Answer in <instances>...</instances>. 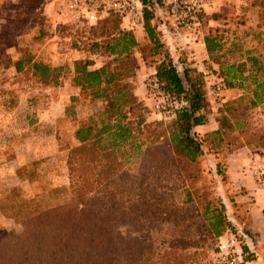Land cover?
<instances>
[{"label": "trees", "instance_id": "1", "mask_svg": "<svg viewBox=\"0 0 264 264\" xmlns=\"http://www.w3.org/2000/svg\"><path fill=\"white\" fill-rule=\"evenodd\" d=\"M142 3L145 36L153 44L152 51L163 54L153 61L144 55L143 60L155 68L167 93L175 101L185 102L178 109L168 136L158 135L148 143V152L153 151L156 148L153 146L160 143L157 138H161L165 143L161 148L165 150L164 156L156 160L155 170H146L140 175L138 198L130 200L129 188L115 187V179L127 174L118 171L122 162H128V147L139 149L135 128L147 135L141 144L149 142L153 131L152 125L137 113L143 107L132 93L131 80L136 74L132 54L139 42L130 31L118 29L120 35L107 45L109 55L113 56L111 61L95 67L90 59H78L70 70L72 87L89 91L90 101L100 106L76 131L79 145L67 154V201L52 207L39 206V211L32 208L34 212L30 209L34 204L30 200L18 205V211L8 214L3 201L13 189L8 191L0 200V211L14 219L24 214V229L21 233L0 230V264H210L205 260L215 241L227 233L239 235L222 198L205 202L192 197L188 181L194 178L193 169L204 154L205 143V137L195 132L207 123L208 101L201 74L187 65L183 67V74L180 73L177 61L154 25L157 7L165 9L175 22L168 6L163 0H142ZM204 16L205 13L200 17V26ZM110 19L123 21L113 14L107 20ZM225 31L209 28L205 37L207 51L230 88H241L245 81H251L255 87L249 105L259 106L264 103V63L252 50H247L240 55V61L227 66L223 58L233 49L227 47ZM15 43L18 59L13 60L0 51V75L13 66L15 75L28 72L43 85L61 84L62 67L35 60L20 49L19 39ZM235 79L242 82L234 84ZM9 100L14 104L15 98ZM243 100L240 98L226 109V116L219 120V129L212 132L219 139L215 174L222 181L225 177L228 179L227 156L252 143V140L242 143L239 135L230 141L222 139V131L232 129L228 118L244 115V108L239 107ZM28 118L30 124L32 121ZM234 124L242 130L240 135L245 134L246 122ZM26 166L17 170L20 182L24 181L21 171ZM29 175L33 177V172ZM58 191L55 188L53 192ZM226 193L229 201L234 202L236 194L232 198V193ZM243 234L252 241L251 233L243 231ZM240 241L243 243L242 237ZM242 247L246 261L256 260L249 243H243Z\"/></svg>", "mask_w": 264, "mask_h": 264}, {"label": "rangeland", "instance_id": "2", "mask_svg": "<svg viewBox=\"0 0 264 264\" xmlns=\"http://www.w3.org/2000/svg\"><path fill=\"white\" fill-rule=\"evenodd\" d=\"M166 15L167 11L165 9L162 11L161 7L156 8L154 25L157 27V31H159L157 22H165L164 16L166 18L168 17ZM171 20L165 23V27L168 29L172 28ZM140 24H143L142 20L132 28L127 22L110 19L102 21L96 26H91L82 20L63 19L56 13L55 6L51 4L50 0L1 1L0 51L12 58H16L17 52L14 45L17 39H19L20 49H23L26 53H30L35 60L45 61L58 68L62 67L59 76V78H62L59 81L62 82L58 87L43 85L36 81L31 73L28 72L14 76L7 71L0 75V90L14 93L15 102H18L20 105V113L16 121L10 119L11 116H7V121L0 124V134L1 136L15 135V141L19 142L16 145L17 151H11L8 156L15 158L20 152V154L25 156L24 160L28 162L26 168L21 171L24 181L16 182L14 177L8 175L4 177L7 180V183L4 184L5 186L16 183L12 187L13 190L11 189V195L3 201L8 214H12L13 211H18V205L30 200L34 203L30 207L33 211L34 209L39 211V206L52 207L67 201V154L71 148L79 145L75 137L76 131L87 123V117L94 114L100 106L98 102L90 101L89 91L82 92L76 87H72L70 70L74 61L78 59H90L94 61L95 67H102L105 63L113 59V56H110L107 51V45H111L113 42L112 39L120 35L118 29L130 31L134 36H137L138 25ZM221 29L226 30L225 37L227 38V47H229V42L232 39V35L230 34L233 28H230L229 31L226 27H222ZM159 33L163 37V33L161 31ZM145 35L144 33L143 39L140 38L141 42L139 46L133 49L132 55L134 62L132 65L135 68L136 74L131 80V85L132 93H134L143 107L137 113L142 114L146 122L152 125L151 130L153 131L150 132L151 137L149 142L147 141L145 142L146 144H141L145 141L147 135L144 130L139 133L138 128H135L134 134H136V141L140 145L139 149L132 148L133 150H131L128 147V162H122L123 165L120 171H118L119 173L126 172L127 174L115 179L116 188L125 186L130 189V200L138 198L140 194L138 188L140 185L139 178L142 172L155 170L156 160L158 157L164 156L163 153H165V150L161 149L163 146L165 147V143H163L164 141L161 138H157L160 139V143L153 146L156 147L153 151L148 152L147 147L150 145L148 143L153 141L158 135L168 136L173 129L172 125L176 122L177 117L169 118L162 115L156 109L157 100L151 95L149 87L148 95L151 102L142 101L140 100V96L136 95L137 71L140 68V63H145L143 60L144 55L148 61L163 57L162 53L159 55L152 51L153 44ZM185 36L187 37V35ZM251 45V43H245L247 48ZM261 47L262 54L253 52L252 54L259 56L264 63V36H262ZM226 49L228 50V48ZM223 61L229 66L236 61H240V55L236 53L234 48L233 51L227 52ZM184 62L176 63L182 74L183 67L187 65ZM146 66H150V64L147 63ZM203 71L213 72L215 76L219 75L224 80L220 67L213 60L205 65L201 72H198L201 74L202 86L204 87L208 101L206 111L208 120L206 125L208 124L213 128L204 133L195 132L197 135L205 137L204 154L199 158V163L193 169L194 178L188 181V187L195 200L201 199L205 202H216L218 197L222 198L227 205L228 217L235 223L239 234L227 233L215 241L212 248L207 252L205 263L210 262L211 264L215 259L218 253V245L222 240L227 244L233 245L234 250L241 248L243 252V243L246 245L249 243L252 250L255 251L256 260L246 261V253L244 252L243 264H264L263 238L261 241L259 233H251V241L243 234V231L246 232L247 230L243 226L240 227L237 225L232 219L238 218L240 222L241 220L246 221L244 219L247 217V205L240 206L241 204H238L236 199L233 198L232 195L234 193L230 192L231 188L228 185L229 179L227 177L222 181L215 174V158L218 153L216 143L219 139L212 133L219 129V120L224 115L226 116V109L233 102L244 98L243 102L239 105V107L244 108V115L228 118L232 124V129L226 128L222 131V139L223 141H230L239 135L238 138L241 139L242 143L247 140H252L249 147L264 154V103L256 107L249 105V100L253 98L255 87L251 81H245L241 88H230L224 80L226 89L217 95L214 93L216 80L213 81L209 75L205 76ZM241 82L238 79L233 81L237 85ZM164 86L163 84V90L169 95ZM7 99L9 102L10 98ZM170 100L178 105V109L185 104V102L179 103L175 101L171 96ZM26 105H30V108L27 110ZM26 115L31 118L32 122L30 124L24 118ZM2 118L4 117L0 116V120ZM9 119L10 121H8ZM236 121H239L241 124L246 122L245 134L240 135L242 130L238 129V124H234ZM140 129L142 130V126H140ZM16 132L17 135L15 134ZM30 172H33V177L29 175ZM253 177L256 180V177ZM28 178H30V181ZM55 188L60 191L54 193ZM3 189V184L1 183L0 190ZM226 191L232 193L230 197L233 198L234 202H230L226 197L229 195ZM1 192L3 195L2 198L5 197L6 192ZM242 192V194L246 193L245 190ZM249 202L252 201L249 200ZM24 216V214H20L15 219L9 217L0 219V230L21 233L24 229ZM241 224L243 225L244 223L242 222ZM240 237H242L243 243H241Z\"/></svg>", "mask_w": 264, "mask_h": 264}, {"label": "crops", "instance_id": "3", "mask_svg": "<svg viewBox=\"0 0 264 264\" xmlns=\"http://www.w3.org/2000/svg\"><path fill=\"white\" fill-rule=\"evenodd\" d=\"M0 0V4H1ZM206 16L199 27L198 37L187 38L185 31L176 29L175 22L169 17H165V22L158 21V30L163 33V41L167 45L172 57L175 61H185L188 67L201 72L205 65L211 62L212 58L207 51L205 37L209 33V28H233L231 31L232 41L229 48H235L239 55L245 54L247 50H252L253 53L262 54L261 40L264 36V0H215L207 7ZM167 16V15H166ZM172 28L165 27V23L170 21ZM155 22V21H154ZM171 26V25H169ZM138 35L136 36L140 43V38H144L143 24L138 25ZM245 43L252 45L247 48ZM13 60L18 59L12 58ZM10 74L15 75L13 66L6 68ZM154 67L146 66L145 63H140V68L137 71L136 77V95L140 96L142 101H150L148 95L147 80L148 77L155 72ZM204 72V71H203ZM138 91V93H137ZM13 94V95H12ZM15 98L14 93L0 90V116L4 117L0 120L7 121V116L10 119L16 118L20 113V105L18 102H8L7 98ZM17 101V100H16ZM30 105H26V110ZM29 124V118L24 117ZM10 119L8 121H10ZM213 127L207 125L200 126L196 129L197 132H207ZM17 135V132L15 133ZM15 135L1 136L0 134V184H3V190H0V200L2 192H8L14 185H4L7 180L5 176H12L16 182H20L17 175V170L24 164H27L25 156L18 153L17 157L10 158L8 155L11 151L16 150L19 144L15 141ZM26 140V139H25ZM18 143V144H17ZM19 151V148H18ZM228 179L231 190L235 193V199L240 206L247 205L246 221H239L238 218H232L237 225L243 226L250 233H259L261 241L264 242V184H259L252 174V169L257 166L264 168V154L260 151L253 150L248 146H243L227 156ZM245 190V194L241 191ZM229 191V190H228ZM252 201V202H249ZM4 215L0 211V219H4ZM244 223L243 225L241 223ZM262 235V236H261Z\"/></svg>", "mask_w": 264, "mask_h": 264}, {"label": "built area", "instance_id": "4", "mask_svg": "<svg viewBox=\"0 0 264 264\" xmlns=\"http://www.w3.org/2000/svg\"><path fill=\"white\" fill-rule=\"evenodd\" d=\"M168 6L171 15L175 18V26L179 31L183 29L187 37L196 38L201 25L200 17L206 13L207 7L215 0H163ZM55 6L56 13L64 18L78 19L96 26L109 18L117 15L132 28L143 19L142 0H50ZM215 82L214 93L220 94L226 89L221 76H215L213 72L204 71ZM211 75V76H210ZM206 78V77H205ZM148 87L151 95L157 100L156 109L164 116L175 118L178 105L170 100V96L163 90V83L156 76V72L150 75ZM253 176L259 184H264V168L257 166L252 169ZM244 252L233 249V245L220 241L218 253L211 264H243Z\"/></svg>", "mask_w": 264, "mask_h": 264}]
</instances>
